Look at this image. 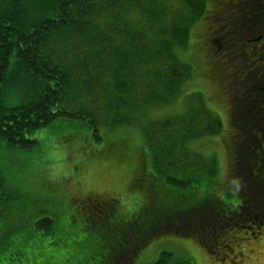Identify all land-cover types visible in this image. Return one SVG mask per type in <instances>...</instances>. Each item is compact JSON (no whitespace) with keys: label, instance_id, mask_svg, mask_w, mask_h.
<instances>
[{"label":"trees","instance_id":"1","mask_svg":"<svg viewBox=\"0 0 264 264\" xmlns=\"http://www.w3.org/2000/svg\"><path fill=\"white\" fill-rule=\"evenodd\" d=\"M220 2L0 0V157L6 156L8 149L33 148L37 142L28 133L50 125L51 130L55 126L60 129L56 139L66 142L68 148L78 136L90 145L91 140L93 144L100 141L103 128L136 125L161 179L162 184L154 188L155 180L146 170V176L140 177L138 168L147 155L132 139L121 138L118 147L129 158L135 153L137 159L130 186L139 192V199L135 197L139 209L128 211L131 218L126 219L120 212L126 209L117 198L110 205L96 207L90 203L83 213L89 220L86 222L75 211L73 198L58 203L71 211L64 216L63 228L71 233L77 221L76 232L87 246L82 258L77 256L78 264H118L122 258L119 264H133L148 241L167 232L193 237L207 255L215 260L227 257L232 259L227 263L233 264L240 257L230 252L232 241L257 240L264 231V130L256 125L264 117L260 114L258 118V112L264 111L260 106L264 101H260L257 81H249L247 66L252 59L247 58L251 51L233 49L237 39L246 34L237 35V26L248 31L252 25L256 29L264 25V0H243L244 6L237 8L234 16L246 17V25L240 18L223 22L226 5L219 8ZM201 19L207 23L196 43L203 51L202 43L210 38L221 54L216 61L204 58L201 75L212 87V96L206 97L219 98L228 110L224 112L229 127L222 139L229 158L224 178L217 174L216 159L199 160V155L188 149L189 140L215 135L223 128L217 112L204 103L203 91L199 93L187 84L198 66L190 48L195 43L190 39L192 26ZM224 27L230 31L229 37H225ZM187 48L190 51L186 53ZM177 99L179 111L173 112L172 104ZM146 111L149 116L144 119ZM110 149L103 148L100 153ZM26 196L0 174V221L11 215L13 207L16 214L22 213L28 203ZM49 206L54 208L55 204ZM63 208L65 215L68 209ZM39 215L33 222L35 228L43 234L54 232V219ZM54 216L58 218L60 213ZM108 218L123 225L127 220L135 221V230L126 233L127 244L122 241L127 245L123 255H117L112 244L122 237V231L109 227ZM19 223L13 222L8 229L16 231ZM85 231L97 239L93 246L83 239ZM261 241L254 243L255 250L263 251ZM10 244V253L0 248V264L12 263L14 256L21 255L26 257L25 264H30L36 258L34 250L43 253L31 238ZM27 246L28 251L20 255L17 250ZM47 251L55 253L52 248ZM58 261L62 264L65 259H54L53 264ZM153 264L192 263L163 252Z\"/></svg>","mask_w":264,"mask_h":264},{"label":"rangeland","instance_id":"2","mask_svg":"<svg viewBox=\"0 0 264 264\" xmlns=\"http://www.w3.org/2000/svg\"><path fill=\"white\" fill-rule=\"evenodd\" d=\"M229 1L231 2L230 4L227 3V0H221L218 4L219 8H221L223 4L226 5L224 7V17H221L222 21H228L229 18H235V20L240 18L243 25L248 24L249 20L246 17L234 16L237 12V8L241 10L242 6H244L243 0ZM240 14L243 13L241 12ZM255 17L257 18V16ZM250 18H253V16ZM263 19L264 17H262V20ZM253 20L255 23H258L259 21H256L255 19ZM206 23L207 20L201 19L199 21L197 20V22L194 21V25L192 26V35L190 39L195 43H193L190 48L195 54L194 59L198 66L196 72H192L191 76H193V79L189 78L191 80L188 79L189 81L187 84L190 89L197 90L199 93L203 91L202 99L204 103L207 104V107L210 108L212 112L216 111L218 113L223 128L221 132H218L215 135H204L203 137L195 139L193 142L189 140L188 149L192 153L195 152L199 155V160L203 159V161H209L216 159L218 168L217 174L219 177L224 178L229 158L226 154L222 139L225 136V129L229 127L227 126L228 116L226 115L227 113L224 112H228V110H225V107L219 98L212 100L206 97V95L212 96V87L206 83L207 79L201 75L204 68V58L216 61L221 54L217 49L215 50L213 41L210 38H206L202 43L204 52L199 47L198 42L196 43L198 40L196 39L197 35H201ZM237 25L239 24L237 23ZM252 26L253 28L249 27L248 31L237 26L235 31L237 35L242 32L246 34L243 39H237V44H233V49L247 48L251 51V55L247 58L248 61L252 59L247 66V70L250 71L248 72L249 81L252 83L257 81L256 83L259 84L257 88L262 94V100L260 101H264V53L262 54V51L264 50V25L259 29L254 28V25ZM222 29L225 37H229L230 31L226 27ZM190 48L186 49V53L190 51ZM203 53L206 55L204 56ZM245 57H247V55H245ZM210 100H212V102ZM177 103L178 99L172 104L171 111H179L177 105H175ZM227 104L229 106L230 103L227 101ZM260 106L261 108H264L263 103L260 104ZM147 113H145L146 115L143 113L142 116L144 119L148 118L149 114ZM260 114L263 115L264 111L260 110ZM228 122L230 123V117ZM257 122L256 125L259 126L258 128L262 131V128L264 129V117L259 118ZM50 126L38 128L28 133L29 136L33 137L37 142L36 146L33 148L8 149L6 150V156L0 157V174L4 180L10 182L11 185L17 186L27 194L26 197L28 198V203L24 206L22 213L16 214L13 207L11 215L0 221V248H3V253H10L11 250L13 251V246H11L10 242H13V244L16 245L17 241L21 238H31V241H37L39 245L38 248H40V252L43 253L40 254L38 250H34L36 258L35 260H32L30 264H53L54 259L59 260L60 257L65 259V262L63 261L62 264H78L77 256L81 257V253L87 249V246L81 242L78 232H76V225L78 226L77 221L74 223L75 228L71 233H67L66 229L63 228L64 216H67L71 211L68 206H59L61 203L63 204L67 202L69 198H73L71 200H73L72 203L75 204V211L83 216V218L85 217L83 213L84 210L87 209L88 201L86 199L87 196L86 198H81L83 192L91 194V197H88L90 200L89 203L94 202L99 205H103L104 203L105 205H110L109 202H112L110 199L117 198L119 205L126 209L125 211L123 208L120 210L122 214L126 215V219L131 218L128 215V211L134 212L139 209V205L135 203V197L138 198L139 192L135 191L133 188L131 189L130 186L132 179L135 178V173L132 172V169L133 165L136 164L137 159L135 158V153L133 154V158H129L126 156L124 150L118 147L121 138L128 137L129 139H132L135 141V144L142 148V152L146 151L147 153V159L144 160L141 169L138 168L140 177H145L148 172L153 180H155L156 184L154 185V188L156 185L161 184V179L158 177L152 163V154L148 149L146 150V148L142 146V141L144 140L143 135L140 127L136 125L135 127L127 125L122 128L110 130L101 129L100 133L102 136L100 141L93 144L94 141L91 140L92 144L90 145L82 143L78 136L77 140L75 139L76 142L70 148H68L66 142L57 141L56 138L60 136V129L55 126L54 129L51 130L49 129ZM182 144L184 145L185 143L182 142ZM109 147H111L110 150H105L100 153V150ZM188 149L186 146L187 152L192 155ZM251 154H254V152H251ZM154 158L156 157L154 156ZM179 162H182V160H179ZM155 164H157L156 161ZM2 165H4L3 168ZM141 172H144V174L141 175ZM15 174H17V177L14 176ZM31 175H34L35 177H31ZM99 193H103L105 199L97 197ZM225 200L231 201L232 203L237 202L236 199ZM58 203L59 205H57ZM48 204H55V207L51 208ZM63 207L68 209V212H64L65 215H62L64 210ZM80 207L81 209H79ZM57 212L60 213V217L55 218L54 214H57ZM39 213L41 216L43 214H48L54 219V226L56 227L54 232L52 231L51 233L43 234L42 230H37L35 228L33 222L38 216L40 217ZM16 221H20V223L18 226H15V228L18 227L17 230L12 232L8 227ZM85 221L89 222L87 219H85ZM107 222L110 225L109 227L122 231V237L119 236L117 240L115 239V241L112 242V244L115 246L114 248L117 255H123L127 245H124L122 241L124 243L128 242V240L125 239L126 233H131L135 230V221L127 220L123 225L121 222H117L116 219L114 221L113 218H108ZM128 225L131 226L128 228ZM85 232L86 233L81 234L83 239L87 244L93 246L97 239L91 236L90 231L89 235L87 234V231ZM239 236H243L242 233H239ZM239 240V238H235L232 241L234 247L230 252H232V254H238L241 260L238 259L233 261V264H264V249L263 251H260L253 248L254 243H263L261 240H264V231L257 240ZM224 242H226V240H224ZM237 242H239V244L235 247ZM47 243H49V245H47ZM50 248L59 255L47 251ZM108 250L110 253L114 254L111 247L108 246ZM17 251L21 255L22 252L28 251V246L22 247L21 250ZM109 252L107 255H109ZM163 252H169L172 256L180 257L182 259H190L192 264H228L227 262L230 263L232 260L227 259V257H224L221 260H215L213 257L207 255L204 249L193 237L167 232L148 241L136 256L133 264H153ZM211 253L214 255V252ZM14 258L15 259H12V263L8 261V264H25V256H14ZM119 259L116 261L118 262ZM123 259L124 258L120 259L119 263L123 262ZM57 264H61V262L58 261Z\"/></svg>","mask_w":264,"mask_h":264},{"label":"flooded vegetation","instance_id":"3","mask_svg":"<svg viewBox=\"0 0 264 264\" xmlns=\"http://www.w3.org/2000/svg\"><path fill=\"white\" fill-rule=\"evenodd\" d=\"M258 113H259V112H258ZM86 196H87V198H86ZM88 197H91V194H90V193H87V194L85 193V195H83V196L81 197V198H86V199L88 200V201L86 200V201H87V205L90 204V203H89L90 200L88 199ZM97 197L102 198V199L105 198L103 193H99V194L97 195ZM110 200H112V202H114V199L111 198ZM132 259H133V258H132Z\"/></svg>","mask_w":264,"mask_h":264}]
</instances>
